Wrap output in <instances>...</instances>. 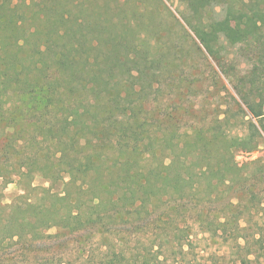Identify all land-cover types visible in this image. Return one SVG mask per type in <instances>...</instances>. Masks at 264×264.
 Wrapping results in <instances>:
<instances>
[{"label": "trees", "instance_id": "obj_1", "mask_svg": "<svg viewBox=\"0 0 264 264\" xmlns=\"http://www.w3.org/2000/svg\"><path fill=\"white\" fill-rule=\"evenodd\" d=\"M155 1L0 0V180L38 174L60 185L9 203L0 191V257L51 239V229L58 249L97 238L99 264H165L160 256L195 229L248 249L245 217L262 206L264 165L235 157L264 142V78L237 91L231 118L175 127V112L153 107L152 84L142 86L165 69L156 19L168 9ZM178 1L218 66L223 45L264 44L262 1ZM214 4L223 18L205 19ZM68 254L56 264H70Z\"/></svg>", "mask_w": 264, "mask_h": 264}, {"label": "rangeland", "instance_id": "obj_2", "mask_svg": "<svg viewBox=\"0 0 264 264\" xmlns=\"http://www.w3.org/2000/svg\"><path fill=\"white\" fill-rule=\"evenodd\" d=\"M147 1L151 7L157 5L155 0ZM258 1H262L263 4L260 7L264 12V0ZM163 2L168 13L167 10L161 11L158 6L156 22L161 26L157 30L159 35L157 44L162 55V67L165 69L158 78L142 83L144 88L149 83L153 86L152 90L146 89L147 94L150 95L151 105L174 111L176 117L170 123L175 122L174 126L180 127L181 131L191 125L207 126L215 122L217 118L219 120L225 117L231 118L236 111L235 100L238 101L236 97L238 90L244 92L249 89L251 87L249 81L254 83L252 90L262 88L261 82L264 78L262 40L237 44L234 47L223 45L218 66V63L204 52L180 17L186 13L189 15L188 12H184V5L178 0H163ZM218 11L216 4L208 5V9L203 12L204 18L222 19L224 12ZM171 14L177 18V23ZM253 72L255 78L251 77ZM232 122L233 119H230V123ZM237 131L242 133L239 126ZM262 137L264 139V134ZM235 160L239 164L255 161L257 166L264 165V142L251 153H238ZM255 167H251L250 171H253ZM32 175L34 176L30 179H22L17 184L3 185L0 180L3 201L12 202L22 195L23 191L29 197L34 196L35 191H30V187H46L52 190L60 187L56 182L44 179L38 174ZM256 179H253L252 183H255ZM260 181L256 183V188L263 189L264 178ZM260 199L262 206L257 214L245 217L250 227V231L246 233L248 249L239 251L233 242L228 240V236L210 237L195 229L192 236L183 243L182 249L177 244L173 245L172 249L169 246L160 258L166 261L165 264H242V255L250 251L248 264H264V192ZM47 234L52 238L44 242L32 243L31 246L26 245V250L23 251L15 249L16 245H12L5 255L0 257L1 263L56 264L57 255L65 252L69 253L66 259L70 264H99L103 246L97 238H90L89 234H84L75 239L77 243L69 241V244L63 243L58 249L56 248V230L51 229ZM129 240L130 243L133 242L132 238Z\"/></svg>", "mask_w": 264, "mask_h": 264}]
</instances>
